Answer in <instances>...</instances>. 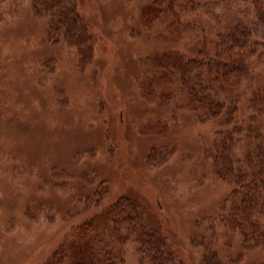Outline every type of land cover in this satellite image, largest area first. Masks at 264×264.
<instances>
[{"label": "rangeland", "instance_id": "374dc122", "mask_svg": "<svg viewBox=\"0 0 264 264\" xmlns=\"http://www.w3.org/2000/svg\"><path fill=\"white\" fill-rule=\"evenodd\" d=\"M58 1H0V264H46L95 229L121 264H144L140 244L108 233L128 199L182 264H203L208 248L222 264L263 263L264 247L220 218L234 186L210 148L224 123L187 106L181 82L154 62L190 56L204 34L246 19L240 2L208 14L184 0ZM71 5L76 29L61 23ZM251 76L249 95L264 89L263 59H251Z\"/></svg>", "mask_w": 264, "mask_h": 264}, {"label": "trees", "instance_id": "16d2710c", "mask_svg": "<svg viewBox=\"0 0 264 264\" xmlns=\"http://www.w3.org/2000/svg\"><path fill=\"white\" fill-rule=\"evenodd\" d=\"M223 2L228 6L240 2L234 13L238 11L246 19L224 26L215 38L204 34L199 39L200 47L188 51L190 56L168 50L154 62L167 68L181 82L188 95L187 106L200 103L204 106L199 114L202 119L224 123L210 148L214 172L234 186L220 218L233 234L242 238L243 244L264 247V89L251 90V95L241 89V85L252 82L251 59L264 60V0H208L207 3L184 0V8L186 12L202 10L210 14ZM68 13L61 17V23L65 20L67 28H78L79 15L72 5ZM167 77L160 75L155 81ZM245 101L249 114L238 121L237 114ZM105 189L94 194L95 198L99 200ZM136 202L128 199L117 203L111 210L117 215L115 228H110L114 231L108 233L118 240L122 234V238L140 244L144 264H182L176 247L165 233L153 224L147 225ZM123 211L126 212L123 214ZM108 221L109 218L102 223ZM92 234L89 237L83 230L78 242H68L59 257H53L46 264H121L109 243L111 237L105 242V233L95 229ZM208 249L203 264H222L217 252Z\"/></svg>", "mask_w": 264, "mask_h": 264}]
</instances>
